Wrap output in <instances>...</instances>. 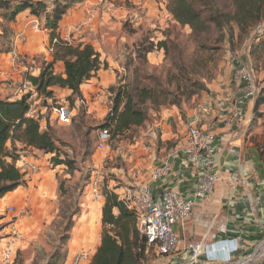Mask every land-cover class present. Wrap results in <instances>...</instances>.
Instances as JSON below:
<instances>
[{
	"label": "rangeland",
	"instance_id": "obj_1",
	"mask_svg": "<svg viewBox=\"0 0 264 264\" xmlns=\"http://www.w3.org/2000/svg\"><path fill=\"white\" fill-rule=\"evenodd\" d=\"M8 1H10V7H13L16 3L23 0ZM54 1L73 3L77 0H46L41 2L45 3L51 10ZM85 1L89 0L73 3L70 10H79L80 8H77L81 7ZM112 1L115 6L114 9L122 5L121 0H103L102 2L108 4L112 3ZM203 2L209 6L217 5L222 11H229L233 0H203ZM167 3V0H147L146 8L148 6L151 7L153 13L146 15V10L142 4L134 6L132 3L127 2L124 4V9L128 13L133 11L131 18L129 13V16L125 15L117 19L114 17V10H111L112 14L110 13V16L104 20L103 24L95 26L97 32L94 34L91 29L97 19L96 12L95 20L91 26L87 27L79 35L69 36L72 45H84L83 43L90 39L96 46L94 48L91 45L94 50L96 49L95 51L98 54L101 52L99 54L100 60L107 63V69L100 70L101 72L99 73V80L102 79L103 86H100V92L93 90L94 95H91L86 100L82 96L81 87L80 93L82 97L71 96L70 100H68L70 94L67 96V92L54 88L53 98L55 101L74 110V117L69 125H56L50 120L49 116L54 103H43V106L47 105V117L45 115L46 122L41 124V129L43 132L52 134L57 139L58 143L56 145L59 150V157L61 160L72 163V170H69L65 165L55 166L52 161L54 154H44L31 148H25L19 143L15 144V155L18 156V159L25 158L27 162L37 163L41 167L38 174L24 176L27 183L31 181V178L33 180L40 178L44 170L48 172L49 177L44 184L39 186V190L33 191L34 188H37L35 186L36 183L33 182L29 185L31 188L30 192L35 194L33 199L28 197L29 195H26L27 197L24 199L23 195L22 202L15 206L13 205L18 212L24 207V202L26 201V204L32 209L30 214L17 215L15 219L14 215L7 211V207H10L7 203L0 205V248L8 241L7 238H10L13 229L18 230L20 233V238L14 243L15 255L13 264H44L55 248L59 246V238L62 230L67 225V218L74 212L73 225L68 233L65 234L67 237L66 249L69 250L70 247L72 255L84 247L78 250L71 248L75 237L80 240V233L87 230L93 235L99 229L101 235L102 226L101 223L97 222L98 218L95 215L94 208L101 204L103 199L100 202H93L88 196L86 185L91 173L94 170L102 172L104 177L103 192L111 191V189L107 190L106 187L112 179L115 180V185L120 188L122 182L118 174L113 172V169H123L127 165L128 162L124 161L121 157L122 154H126L129 146L135 144V141L139 142L140 138L142 140L145 139L142 136V130H146L147 126L158 117L162 110L172 108L150 109L149 124L143 128H133L119 139L111 140L104 151L100 152L97 151L95 146L96 135L112 105L109 88L119 87L133 81L139 87L147 86L148 88L165 89L169 93V101H178L180 111L176 107L173 108L177 109L183 119H186L189 113H193L203 104L205 105L206 101H210L211 109L219 102L229 103L235 108L236 99L234 96L236 87L232 88L234 86L233 74L231 75V82L228 88L232 90L230 101L226 100L225 91L220 83L225 72L228 71L227 68L230 67L234 73L236 63L248 61L259 88L254 102L259 96L264 95V63L259 60L258 64H255V61L249 58L246 47L237 38L236 30L232 45H229L226 39L220 41L216 32L197 37L191 33L189 27H181L173 20L166 9ZM197 6L201 7L200 5ZM140 8L144 13L140 15L141 18L139 20L132 22L134 12H137ZM6 13L5 10L0 9V54L8 52V39L13 33L9 32V26L5 20ZM84 15L85 9L83 15H79L80 18L78 16L74 24L82 21ZM207 15L208 12L206 10L204 16ZM39 20L43 29V18L41 17ZM30 23L31 19L28 25ZM100 30L103 31L100 33ZM43 32L42 34L32 33L33 36L30 35L27 40V43L34 42L33 56L24 55L27 60L28 75L35 72L37 68L41 71L44 63L43 59L50 56L49 58L52 60L55 54L54 44H56L57 40L50 41L48 33L44 29ZM67 33L64 34V38ZM58 35L65 42L60 37L59 32ZM163 42L167 43L166 47L160 48L158 44ZM47 46L52 49L49 53L47 52ZM146 49H150V52L146 53ZM31 59L34 61L33 64L30 62ZM207 59L209 62L206 65ZM53 70L55 74H63L62 63H55ZM205 72L211 75L209 81L201 79L200 75ZM24 76L25 73L21 75V78H24ZM186 79L190 81L185 82ZM191 79L197 81V83H204L205 90L191 96V87L189 85ZM87 82L83 85L87 84ZM95 96L102 98L97 108L91 105ZM41 99H44V97H41ZM71 99L73 102H71ZM101 106L105 107L100 108ZM258 113L262 115L255 117L253 114L252 116L253 121L250 127L254 133L252 135L253 138H251L254 142L259 141L261 143L264 136V108L261 107ZM155 135L159 136L160 134L155 133ZM145 143L149 144L148 142ZM8 148L11 149V145ZM99 163H101V166ZM19 189L21 192L25 187ZM42 197L46 201L51 202L48 205L50 214L46 215L45 218L42 217L40 210L42 206L39 199ZM114 213L117 214V211H114ZM88 248L93 253L95 252L91 247L83 249ZM162 258L150 250L147 264H163ZM259 261L263 262L264 257ZM69 263L70 261L67 264Z\"/></svg>",
	"mask_w": 264,
	"mask_h": 264
},
{
	"label": "crops",
	"instance_id": "obj_2",
	"mask_svg": "<svg viewBox=\"0 0 264 264\" xmlns=\"http://www.w3.org/2000/svg\"><path fill=\"white\" fill-rule=\"evenodd\" d=\"M121 1L122 5L116 9H114L113 1L107 4L101 3L100 0H89L83 2L82 6L77 8H80L79 10H69L59 23L60 37L64 39L63 36L67 33L69 26L76 22L79 15H83V11L88 5L94 6L97 12V19L91 29L94 34L97 32L95 26H101L104 20L110 16V13L112 14L111 10H114V17L117 19L125 15H130L131 18L133 11L129 14L124 9V4L127 2L134 6L142 4L146 10V15L153 13L151 7L146 8L147 0ZM31 18L32 16L28 12L19 14L14 23L8 24L9 32L23 31L28 40L30 35L33 36V32L28 29V22ZM102 31L100 30V33ZM89 40L83 44H90L95 48V44ZM33 49L34 42H26L19 51L23 55L33 56ZM49 57H45L43 61H51ZM30 62L34 63L32 59ZM227 70L220 84L225 95H231L232 90L228 88L231 75L234 73L230 67ZM39 71L37 68L31 75L37 76ZM100 72L91 78L87 84L81 86V93L85 100L94 95L93 90L100 92V86H103L102 79L99 80ZM9 77L18 80V75L10 71L9 56L6 53H1L0 98L19 99L17 90L10 88L7 83ZM64 92H67L68 96L69 92ZM101 99L99 96H95L91 105L97 108ZM254 106V100L245 103L236 101L235 108L229 103L219 102L211 109V114L206 115L203 104L193 113H189L186 119H183L175 108L162 110L158 117L147 126V129L142 130V136L145 139L140 138L139 142L135 141V144L129 146L128 152L122 154L121 157L125 162H128L127 165L123 169H113V172L118 174L122 185L120 188L117 187L115 180L112 179L108 182L107 187L118 197L124 192L126 186L144 183L149 186L155 197H158L163 191L170 190L178 193L186 200H191L192 192L197 183L198 172L186 161L183 154L179 153L170 159L171 172L167 179L150 182L148 176L151 169L158 165L169 151L185 143L186 131L190 126L196 125L211 132L213 136L212 145L215 150V173L217 175L213 195L207 201L194 202L190 217L174 225L173 230L179 238L178 250L174 254L163 257V264H255V262H258L256 264H264V261H259L264 257V157L260 156L259 141L254 142L252 139L254 132L250 124L253 121ZM104 107L101 106L100 108ZM262 107L264 108V105ZM233 108L243 111L244 118L240 123L235 122L232 117ZM228 120H230L229 123ZM155 133L160 135L156 136ZM99 164L101 166V163ZM232 174L240 175L247 182V185L242 187L238 183L233 184L230 179ZM41 175L40 178L34 180L31 178L23 191L20 192V189H17L7 194L0 200V205L7 203L9 206H15L22 202L23 195L24 199L27 197L26 195L33 199L35 194L30 192L29 185L33 182L36 183L37 188H34L33 191L39 190V186L44 184L49 177L45 170ZM44 200L42 197L39 202L42 206L40 208L42 217L45 218L46 215L50 214L48 205L51 202ZM102 204L103 201L94 208L99 223ZM74 240L71 246L74 250L83 246V248L91 247L96 250L100 244V230L97 229L93 235L85 230L80 233V240H77L76 237ZM223 241H233L237 245V250L231 253L229 259H225L224 253L219 250ZM195 244H200L206 252L198 257L196 263H191L189 260L191 248ZM209 249H212L214 253H207ZM72 257L69 247L65 264Z\"/></svg>",
	"mask_w": 264,
	"mask_h": 264
},
{
	"label": "trees",
	"instance_id": "obj_3",
	"mask_svg": "<svg viewBox=\"0 0 264 264\" xmlns=\"http://www.w3.org/2000/svg\"><path fill=\"white\" fill-rule=\"evenodd\" d=\"M82 1L77 0L73 3ZM167 2L166 9L173 20L181 27H189L193 35L198 37L216 32L220 41L226 39L228 44L232 45L236 30L237 38L246 47L249 58L254 60L255 64H258L259 60L264 63V0H233L229 11H222L217 5H206L203 0ZM73 3L54 1L49 10V7L39 0H23L13 7H10V1L0 0V9L7 12L5 17L7 24L14 23L19 14L28 12L32 17H42L43 29L48 33L50 41L57 40L52 60L42 64L38 76L26 77L35 88L38 97H44L45 101H50L54 105L57 103L53 98L54 88L68 91L70 94L68 100L71 96L81 98L80 87L100 70L107 69V63L100 60V55L91 45L74 46L59 38V23ZM206 10L208 15L204 16ZM166 44L163 42L158 46L165 48ZM149 52L150 49H146V53ZM207 62L208 59L206 65ZM55 63H62L63 74L54 73ZM200 76L207 81L211 78L208 72ZM189 81L186 79L185 82ZM189 85L191 96L205 90L204 83H197L193 79ZM109 93L112 105L100 129L109 132L110 141L119 139L133 128H143L149 124L150 109L158 110L165 107L180 109L178 101H169L167 90L139 87L133 81L119 87H111ZM263 105L264 95H261L255 100L253 109L255 117L262 115L258 111ZM45 107L47 108V105ZM26 111L25 97L15 100L0 98V200L27 185L24 175L16 168L18 160V156L15 155L16 143L44 154H54L52 161L55 166L65 165L72 170V163L59 157L57 139L52 134L43 132L41 124L26 119L24 117ZM9 145L11 149L8 148ZM259 152L260 156L264 157V136L259 145ZM102 197L100 244L88 264H147L148 252L152 250L155 253V248L147 245L146 238L137 230L135 214L123 206L114 192L104 191ZM114 211H117V214ZM74 215L75 212L67 218V225L59 238L60 244L44 264H65L68 255L65 234L73 225Z\"/></svg>",
	"mask_w": 264,
	"mask_h": 264
},
{
	"label": "built area",
	"instance_id": "obj_4",
	"mask_svg": "<svg viewBox=\"0 0 264 264\" xmlns=\"http://www.w3.org/2000/svg\"><path fill=\"white\" fill-rule=\"evenodd\" d=\"M46 1V0H41ZM103 0H100L102 3ZM144 13L142 9L134 12L132 22H136ZM96 10L94 6L88 5L85 8V15L82 21L71 25L68 28L67 36L63 39L65 42L72 44L69 36L79 35L87 27L91 26L95 20ZM33 33H44L41 28V21L36 18H31V23L28 25ZM8 56L10 71L18 75V80H13L11 77L7 79L10 88L17 90L19 98L25 97L27 103V111L25 118L37 122L45 123V115L47 117V108L43 106L45 101L38 97L36 90L27 81L29 74L27 69V60L24 55L19 52V48L27 42L26 33H12L8 39ZM55 42V41H54ZM51 47L47 46V52H51ZM25 73L24 78L21 75ZM233 84L236 87L234 98L239 102L253 101L258 95L259 88L255 79L254 72L248 61H240L235 64V72L233 75ZM226 100H231V95H225ZM204 112L206 115L211 114L210 101L205 102ZM243 111L234 109L232 117L235 122L240 123L243 120ZM74 117V110L69 106H63L59 103L52 106L50 120L56 125H69ZM230 120H228V123ZM110 142V134L105 129H100L96 135L97 151H104ZM213 136L210 131L199 128L198 126H190L185 135V143L177 146L168 152L161 159L158 165L154 166L148 176L150 182H156L167 179L170 175L171 168L170 159L181 153L185 156L186 161L192 165L198 172L197 183L192 192L191 200H186L178 193L166 190L158 197H155L148 185L138 183L127 187L124 192L118 197L123 206L135 214L136 228L144 235L147 245L155 248V253L158 256H168L174 254L178 250L179 238L173 230L174 225L190 217L194 202L207 201L213 195L215 185L217 183V175L215 173V150L213 148ZM17 170L24 176L36 175L40 172L41 167L37 163H29L25 158H20L16 162ZM233 184L238 183L244 187L247 182L238 174H232L230 177ZM104 177L100 170H94L88 180L86 189L88 196L93 202L102 201V193L104 190ZM107 190L108 187H106ZM31 207L24 202V207L17 212L14 206L7 207V211L14 215H24L31 213ZM18 230L13 229L10 238L0 248V264H13L15 247L14 243L20 237ZM191 263H196L198 257L206 252L200 244H195L191 248ZM224 253V258L229 259L231 253L237 250V245L233 241H223L220 249ZM214 253L212 249L207 250V253ZM93 255L91 249H81L73 255L69 264H88ZM214 256V255H213Z\"/></svg>",
	"mask_w": 264,
	"mask_h": 264
}]
</instances>
